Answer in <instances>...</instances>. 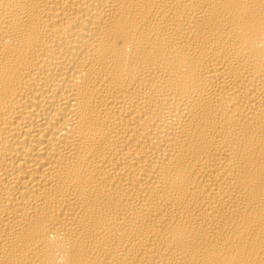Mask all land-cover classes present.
I'll return each instance as SVG.
<instances>
[{
    "label": "bare ground",
    "instance_id": "bare-ground-1",
    "mask_svg": "<svg viewBox=\"0 0 264 264\" xmlns=\"http://www.w3.org/2000/svg\"><path fill=\"white\" fill-rule=\"evenodd\" d=\"M0 264H264V0H0Z\"/></svg>",
    "mask_w": 264,
    "mask_h": 264
}]
</instances>
